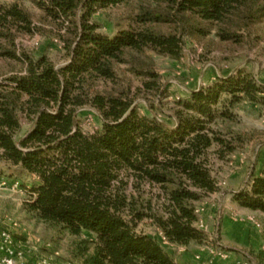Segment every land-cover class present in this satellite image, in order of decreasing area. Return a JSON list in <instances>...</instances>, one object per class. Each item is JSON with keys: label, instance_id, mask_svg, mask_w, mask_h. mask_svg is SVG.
Returning a JSON list of instances; mask_svg holds the SVG:
<instances>
[{"label": "trees", "instance_id": "trees-1", "mask_svg": "<svg viewBox=\"0 0 264 264\" xmlns=\"http://www.w3.org/2000/svg\"><path fill=\"white\" fill-rule=\"evenodd\" d=\"M31 1L66 60L56 67L43 52H17L16 38L43 25L16 2L0 4V57L20 64L0 82V159L37 178L26 211L75 237L91 232L93 240L75 243L81 264H179L172 246L205 241L194 203L217 190L213 160L246 140L228 124L241 103L264 105V88L242 70L217 77L178 100L169 125L133 106L134 94L161 93L152 61L141 56L179 59L185 37L211 32L240 43L264 24V0ZM131 3L128 26L100 31L97 11ZM121 64L141 80L134 94L117 73ZM83 106L98 111V131L78 126ZM22 118L30 126L17 139ZM232 199L264 212V164ZM142 221L157 235L137 232Z\"/></svg>", "mask_w": 264, "mask_h": 264}, {"label": "rangeland", "instance_id": "rangeland-1", "mask_svg": "<svg viewBox=\"0 0 264 264\" xmlns=\"http://www.w3.org/2000/svg\"><path fill=\"white\" fill-rule=\"evenodd\" d=\"M13 2L30 12L36 25H43L42 30L32 35L22 34L16 38L17 52L32 55L43 52L56 67L62 66L66 60L64 52L56 33L49 25L40 21L41 10L31 0H0V4ZM134 5L135 3H131L99 10L93 19L99 24L100 31L110 35L118 28L126 27L132 22ZM141 59L152 61L153 69L159 75L160 94L147 97L140 92L135 95V89L141 85L140 78L130 74L124 64L116 66L117 73L124 84L126 83L131 88L134 94L133 106L140 114L156 117L171 125L176 102L186 98L190 91L207 86L217 77L242 70L251 74L254 80L264 88V24L255 25L244 35L240 43L221 42L211 32L202 37H185L179 59H171L152 52H147L141 56ZM16 71H20L18 62L0 57V82H4ZM153 104L158 110L150 108ZM236 117L235 122L228 125L233 131L241 133L246 140L243 146L225 159L213 160L212 171L217 186L215 195L213 192L194 203L195 209H200L201 212L197 217L205 223L204 229H201L205 234V241L201 244L208 248V252L209 249L215 247L228 252L220 246L222 237L219 228L223 215H225L227 223L232 226H234L233 223L237 226L238 224L243 226L249 224L253 227L252 232L250 231L251 235L261 237V241L254 249L250 246L248 250H244L250 257L243 254L239 256V264H252V262L264 264V217L257 216L256 218L253 214H239L233 208L232 196L231 198L219 196L227 189L237 191L245 188L252 172L258 173L259 167L264 164V105L254 106L243 102L236 109ZM77 123L85 133L96 132L101 127L100 115L93 107H80L77 110ZM29 126V122L22 118L17 139L25 134ZM0 179H6L9 183L18 182L16 188H12L11 184L7 183V187L0 190V230H11L15 244L26 249L31 258L44 257L61 264H81L80 259L74 255L75 243L84 238L93 240L94 235L84 231L80 236L75 237L38 221L28 213L25 203L33 197L30 190L37 183V178L20 167L0 159ZM219 207L220 218L217 221L215 217ZM251 211L256 214L264 213L258 210ZM251 215L260 227H255L246 220V217ZM136 230L153 236L157 235L156 228L148 221L140 222ZM209 253L212 258L209 264H212L215 259L226 260Z\"/></svg>", "mask_w": 264, "mask_h": 264}, {"label": "crops", "instance_id": "crops-1", "mask_svg": "<svg viewBox=\"0 0 264 264\" xmlns=\"http://www.w3.org/2000/svg\"><path fill=\"white\" fill-rule=\"evenodd\" d=\"M232 191L231 189H227L226 191H223L219 194L220 197L226 196L230 197L232 196ZM215 195V192H214ZM234 209L238 211L239 214H244V215H249L253 214L258 217L263 216L264 213H258L256 214L255 212L244 208L240 207L237 203L234 202ZM219 209H217V215H216V220L219 221L220 214H219ZM210 217V216H209ZM219 223V222H218ZM232 224L227 223V220H225V215H223L222 222H221V227L219 228L221 237H222V243L220 246L224 247L227 249L229 257L226 260H220V259H215L212 264H239V256L240 255H246L250 257L244 250H248L251 246L252 249H254L258 243L261 241V237L258 235H251L252 233V226L247 224L246 226L239 225L238 226L233 223ZM251 231V232H250ZM250 232V233H249ZM173 251V256L174 259L179 263V264H202V263H207L209 264L212 261L211 255H210V249L208 252V248L205 247L204 244H190L188 246H172L171 247ZM195 253H199L196 254ZM209 262V263H208ZM254 264V262H252Z\"/></svg>", "mask_w": 264, "mask_h": 264}, {"label": "built area", "instance_id": "built-area-1", "mask_svg": "<svg viewBox=\"0 0 264 264\" xmlns=\"http://www.w3.org/2000/svg\"><path fill=\"white\" fill-rule=\"evenodd\" d=\"M7 183L12 188L18 187V182L14 181L12 183L7 182L6 179H0V190L7 187ZM195 213L200 215V209H195ZM246 220L252 223L255 227H260V224L256 222L254 217L247 216ZM204 221L201 218L197 220V227L204 229ZM210 252L218 258L227 259L229 257L228 252H225L220 247L211 248ZM31 259V260H30ZM0 264H61L57 261L44 257L31 258L30 253L26 251L23 247H19L15 244L11 230L2 229L0 230ZM207 264V263H202Z\"/></svg>", "mask_w": 264, "mask_h": 264}]
</instances>
